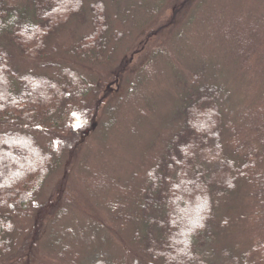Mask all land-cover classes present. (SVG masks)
<instances>
[{"label": "trees", "instance_id": "obj_1", "mask_svg": "<svg viewBox=\"0 0 264 264\" xmlns=\"http://www.w3.org/2000/svg\"><path fill=\"white\" fill-rule=\"evenodd\" d=\"M84 1L0 0V39L9 37L24 56L43 61L50 36L74 17L83 16ZM166 1L155 0L151 6L141 0L137 4L160 16ZM175 1L171 18L149 33L161 35L168 31L174 41L168 43L177 62H182L180 57L186 59L191 73L186 75L178 69L177 62L172 63L179 90L171 126L175 130L170 134L171 128L166 130L161 151L142 168L143 178L141 175L139 184L134 185L138 191L131 194L138 211L135 220L139 222L135 230L138 259L132 264H211L202 250L219 244L229 228L225 216L218 218V211L225 201L236 199L241 186L251 188L252 197L264 210V112L247 124L250 140L242 143L238 137L226 139L229 153L225 133L231 124L232 88L220 82L228 73L226 64L209 58L203 63V56L197 58L186 48L190 44V30L210 24L211 15L218 14L222 18L219 27L221 24L223 38L236 49L232 62L240 56L247 63L250 52H257L264 42V0H253L251 9L243 6L241 11L225 0ZM91 8L93 30L73 43L71 52L99 64L108 59L109 41L117 40L123 32L116 30L112 34L105 0H93ZM229 15L231 22L224 27V19ZM155 56L159 59L153 66L166 68L164 63L169 58L165 50H159ZM59 68L61 79L22 73L10 54L3 51L0 123L57 132L67 124V118H73L74 110L80 112L74 100L85 96L89 82L70 67ZM141 81L131 85L134 100L137 95L143 96L139 92ZM236 142L241 144L237 151L233 149ZM61 151L53 144L44 147L22 129L0 131V260L6 258L13 244V212L25 210L37 199L46 177L60 164ZM116 209L110 205V211H119L123 216L125 205ZM255 251L264 260V242ZM91 264L115 263L97 257ZM234 264L251 263L246 255L236 257Z\"/></svg>", "mask_w": 264, "mask_h": 264}, {"label": "rangeland", "instance_id": "obj_2", "mask_svg": "<svg viewBox=\"0 0 264 264\" xmlns=\"http://www.w3.org/2000/svg\"><path fill=\"white\" fill-rule=\"evenodd\" d=\"M92 1H84L83 16L74 17L50 36L43 61L24 56L9 37L0 39V54L8 52L22 73L61 79L59 66L70 67L89 82L85 96L74 100L81 111L74 110L73 118H67L57 132L0 123V131L22 129L46 148L53 144L63 149L60 164L46 177L37 199L25 210L13 212L14 240L0 264H91L97 257L132 264L138 259V211L131 194L138 191L134 185L143 178L142 168L164 145L179 94L172 65L178 61L170 46L173 37L168 31L161 35L149 32L171 18L176 1L167 0L159 16L137 4L141 0H105L112 34L116 30L123 33L109 41L108 59L99 64L71 52L72 44L93 30ZM142 1L151 6L155 2ZM225 1L240 11L253 4V0ZM211 16L210 24L190 30L186 48L197 58L203 56V63L209 58L226 64L228 73L220 82L232 88L231 124L225 133L228 150L226 141L233 136L242 143L250 140L247 124L264 112V42L257 52H250L247 63L240 56L234 63L236 49L223 38L222 18ZM230 20L231 15L224 19V27ZM159 50H165L169 58L163 69L153 66ZM180 61L178 69L189 75L186 59L180 57ZM139 79L143 96L134 100L130 89ZM240 145L236 142L233 149L237 151ZM251 194L250 187H239L236 199L225 201L218 211V218L225 216L230 226L219 244L203 248L211 264H234L236 257L246 255L251 264H264L255 251L264 242V210ZM111 204L117 209L124 204L123 216L117 209L110 211Z\"/></svg>", "mask_w": 264, "mask_h": 264}]
</instances>
